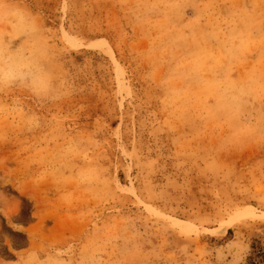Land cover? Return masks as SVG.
<instances>
[{
	"label": "rangeland",
	"instance_id": "374dc122",
	"mask_svg": "<svg viewBox=\"0 0 264 264\" xmlns=\"http://www.w3.org/2000/svg\"><path fill=\"white\" fill-rule=\"evenodd\" d=\"M263 249L264 0H0V264Z\"/></svg>",
	"mask_w": 264,
	"mask_h": 264
},
{
	"label": "bare ground",
	"instance_id": "6f19581e",
	"mask_svg": "<svg viewBox=\"0 0 264 264\" xmlns=\"http://www.w3.org/2000/svg\"><path fill=\"white\" fill-rule=\"evenodd\" d=\"M248 216H249V215H248ZM177 221H178V220H177ZM233 221H235V219H232V220L228 221L227 225H225V226L223 227L222 233H223V231L225 232V230L228 228V226L234 224ZM175 223H176L177 225L180 224V223H177V222H175ZM181 227H182V226H181Z\"/></svg>",
	"mask_w": 264,
	"mask_h": 264
},
{
	"label": "built area",
	"instance_id": "2783aa9c",
	"mask_svg": "<svg viewBox=\"0 0 264 264\" xmlns=\"http://www.w3.org/2000/svg\"><path fill=\"white\" fill-rule=\"evenodd\" d=\"M257 254L259 255V257L258 258H260V259H263L264 260V249L263 250H261L260 252H257ZM264 264V263H263Z\"/></svg>",
	"mask_w": 264,
	"mask_h": 264
}]
</instances>
